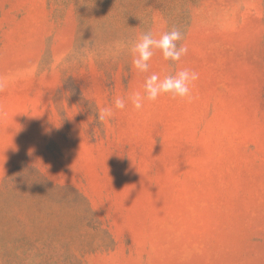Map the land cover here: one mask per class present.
<instances>
[{"label": "rangeland", "instance_id": "1", "mask_svg": "<svg viewBox=\"0 0 264 264\" xmlns=\"http://www.w3.org/2000/svg\"><path fill=\"white\" fill-rule=\"evenodd\" d=\"M184 68L192 103L127 100ZM0 76V264H264V0H0Z\"/></svg>", "mask_w": 264, "mask_h": 264}, {"label": "clouds", "instance_id": "2", "mask_svg": "<svg viewBox=\"0 0 264 264\" xmlns=\"http://www.w3.org/2000/svg\"><path fill=\"white\" fill-rule=\"evenodd\" d=\"M185 33L176 26L161 33L158 37L152 30H148L131 44L132 65L140 73H147L150 70V61L157 51H160L165 60L172 62L181 61L182 57L188 54L189 48L184 43ZM199 80V73L184 68L176 71L175 74L165 75L163 78L158 73H152L143 84V92L136 90L130 93L127 100H130L134 109L142 110L145 102H155L163 95H170L173 99L180 98L192 103L196 96L193 89ZM8 86V78L0 76V92ZM114 108L123 110L126 107V99L117 96L114 101ZM97 113L98 122L103 125L115 116L113 107H99L94 109ZM7 112L4 105L0 104V118L6 117Z\"/></svg>", "mask_w": 264, "mask_h": 264}]
</instances>
